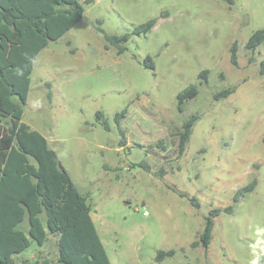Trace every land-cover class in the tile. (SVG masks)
Wrapping results in <instances>:
<instances>
[{"label":"rangeland","instance_id":"1","mask_svg":"<svg viewBox=\"0 0 264 264\" xmlns=\"http://www.w3.org/2000/svg\"><path fill=\"white\" fill-rule=\"evenodd\" d=\"M80 1L83 18L35 59L22 121L47 138L87 197L112 264H264V43L246 48L264 27V0ZM154 17L123 53L106 48L105 32H132ZM190 84L198 94L181 105L177 95ZM125 107L121 136L115 114ZM195 114L180 153L178 129ZM254 179L236 204V191ZM213 209L222 211L209 246L194 244ZM28 227V218L18 225ZM169 249L175 254L156 260ZM58 255L50 234L44 245L31 238L13 260Z\"/></svg>","mask_w":264,"mask_h":264},{"label":"trees","instance_id":"2","mask_svg":"<svg viewBox=\"0 0 264 264\" xmlns=\"http://www.w3.org/2000/svg\"><path fill=\"white\" fill-rule=\"evenodd\" d=\"M84 12L80 0H0V264H112L87 197L79 192L47 138L22 121L35 59L51 41L58 40L76 25ZM157 20L151 18L124 34L105 32L106 48L113 46L119 54L123 53L132 35L149 32ZM263 43L264 27L251 34L246 48L253 51ZM237 48L236 43L231 47V60L235 64L238 63ZM145 65L155 67L150 55L146 57ZM259 71L264 75V58ZM200 77L207 81L208 70H202ZM235 89L236 86L223 89L215 94V98L228 96ZM197 94V86L190 84L177 96L182 105ZM126 113L127 107L115 114L121 136L124 135L121 119ZM198 117L192 115L178 129L180 153L185 151ZM97 118L109 128L102 111H97ZM141 165L149 169L146 163L141 162ZM256 183L254 179L239 188L234 202H241L254 190ZM189 200L197 207L200 205L196 197H189ZM224 210L233 212L234 206ZM221 211H211L200 240L194 244L209 246L213 218ZM43 213L45 220L41 216ZM26 218L28 231L18 228ZM50 234L57 237V260L14 262L13 255L28 248L31 238L44 245ZM175 252V249L158 250L156 260L162 261Z\"/></svg>","mask_w":264,"mask_h":264}]
</instances>
